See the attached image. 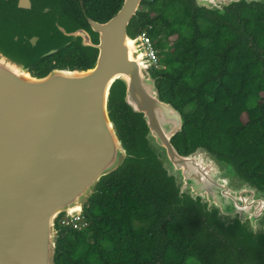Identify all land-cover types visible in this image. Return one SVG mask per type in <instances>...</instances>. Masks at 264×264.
I'll return each mask as SVG.
<instances>
[{
  "label": "water",
  "instance_id": "obj_1",
  "mask_svg": "<svg viewBox=\"0 0 264 264\" xmlns=\"http://www.w3.org/2000/svg\"><path fill=\"white\" fill-rule=\"evenodd\" d=\"M143 1L124 0L106 22L89 19L90 30L61 29L66 46L98 50L87 69L33 75L35 60L20 57L14 45H0V264H56L66 229L58 228V219L86 216L99 184L127 160L159 166L177 192L173 209H193L255 264H264V188L205 146L182 154L173 143L185 116L162 99L140 37L128 29ZM193 2L230 23L237 21L228 12L233 5L264 6V0ZM112 98L141 120L139 152L123 143Z\"/></svg>",
  "mask_w": 264,
  "mask_h": 264
},
{
  "label": "trees",
  "instance_id": "obj_2",
  "mask_svg": "<svg viewBox=\"0 0 264 264\" xmlns=\"http://www.w3.org/2000/svg\"><path fill=\"white\" fill-rule=\"evenodd\" d=\"M52 1L65 18L82 21L79 0ZM83 1L88 15L105 22L124 0ZM141 7L129 32L151 27L161 97L186 120L173 143L182 154L205 146L264 188V6L233 5L235 23L193 0H144ZM95 58L81 57L79 68ZM111 115L125 146L139 152L140 118L118 98L111 99ZM176 201L159 166L127 160L99 184L86 226L61 231L56 264H255L193 209H173Z\"/></svg>",
  "mask_w": 264,
  "mask_h": 264
},
{
  "label": "flooded vegetation",
  "instance_id": "obj_3",
  "mask_svg": "<svg viewBox=\"0 0 264 264\" xmlns=\"http://www.w3.org/2000/svg\"><path fill=\"white\" fill-rule=\"evenodd\" d=\"M24 5L25 7H20V0H0V43L14 45L20 57L35 60L29 66L33 75L41 76L54 68L81 69V57L88 54L96 53L95 60L97 59L98 50L95 48L66 46V38L61 31L90 30L89 19H95L86 13L83 0H79L83 12L82 21L76 20L75 15V18H65L64 7L52 0H24ZM35 37L37 41L33 42ZM52 38L53 42L61 41L62 46L66 47L50 43ZM94 43H98V39L95 38ZM48 50L56 52L48 54ZM70 53H74L73 58L66 59L65 56L68 57Z\"/></svg>",
  "mask_w": 264,
  "mask_h": 264
},
{
  "label": "built area",
  "instance_id": "obj_4",
  "mask_svg": "<svg viewBox=\"0 0 264 264\" xmlns=\"http://www.w3.org/2000/svg\"><path fill=\"white\" fill-rule=\"evenodd\" d=\"M150 28L151 27H147L141 30L138 36L140 37V41L145 48L146 58L150 61L154 69H161L162 66L160 65V58L156 48V42L149 33ZM57 224L64 228L82 230L86 226V220L84 216L81 215H76L73 218L61 216L58 219Z\"/></svg>",
  "mask_w": 264,
  "mask_h": 264
},
{
  "label": "rangeland",
  "instance_id": "obj_5",
  "mask_svg": "<svg viewBox=\"0 0 264 264\" xmlns=\"http://www.w3.org/2000/svg\"><path fill=\"white\" fill-rule=\"evenodd\" d=\"M2 40L1 36H0V41ZM0 45H3V46H9V45H5L4 43H0Z\"/></svg>",
  "mask_w": 264,
  "mask_h": 264
}]
</instances>
